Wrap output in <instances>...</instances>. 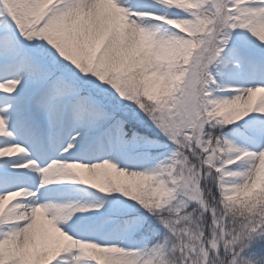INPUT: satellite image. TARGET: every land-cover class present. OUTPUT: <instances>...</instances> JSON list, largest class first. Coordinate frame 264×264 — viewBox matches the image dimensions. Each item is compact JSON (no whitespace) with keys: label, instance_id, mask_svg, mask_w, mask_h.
<instances>
[{"label":"snow or ice","instance_id":"1","mask_svg":"<svg viewBox=\"0 0 264 264\" xmlns=\"http://www.w3.org/2000/svg\"><path fill=\"white\" fill-rule=\"evenodd\" d=\"M0 264H264V0H0Z\"/></svg>","mask_w":264,"mask_h":264}]
</instances>
